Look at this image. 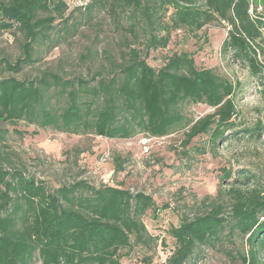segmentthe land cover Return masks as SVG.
<instances>
[{
	"label": "trees",
	"instance_id": "16d2710c",
	"mask_svg": "<svg viewBox=\"0 0 264 264\" xmlns=\"http://www.w3.org/2000/svg\"><path fill=\"white\" fill-rule=\"evenodd\" d=\"M95 5L130 9L135 20L144 21L148 36L142 47H130L121 61L110 64L107 75L99 71L89 78H64L44 70L23 79H0V121L110 139L140 133L158 139L183 130L182 146L210 134L216 147L236 127L234 97L240 83L198 67L186 51L170 55L156 68L148 62L149 51L166 47L173 30L196 33L218 20L228 27L223 51L263 78L264 0H80L76 9L91 11ZM69 10L68 0H0V33L13 30L23 39L20 57L0 60L5 70L18 73L33 65L35 44L49 37L57 18L67 22ZM161 10L164 16L172 10L168 21L159 16ZM186 103L214 111L193 119ZM263 130L264 122L258 121L243 131L261 137ZM5 133L0 130V142ZM124 161L116 158L118 170ZM231 177L232 170H225L222 179ZM242 177L248 185L258 176L247 170ZM235 181L215 197L207 196L203 212L181 213L178 224L170 226L175 246L166 264H196L198 248L219 242L226 230L247 246L238 251L236 264H264V186L257 181L243 188ZM168 207L146 192L111 183L95 186L85 179L50 189L44 180L0 165V264H35L36 256L41 264H122V249L156 247L160 236L151 234L142 218L148 211L157 217ZM228 255L236 258L232 251ZM145 261L149 264L150 256Z\"/></svg>",
	"mask_w": 264,
	"mask_h": 264
},
{
	"label": "rangeland",
	"instance_id": "374dc122",
	"mask_svg": "<svg viewBox=\"0 0 264 264\" xmlns=\"http://www.w3.org/2000/svg\"><path fill=\"white\" fill-rule=\"evenodd\" d=\"M79 2L68 0L70 10L65 14L68 21L57 18L49 37L35 44L33 65H25L22 71L13 73L0 62V79L10 76L23 79L44 70L55 71L64 78H89L99 71L107 75L112 62L121 61L130 47H142L145 43L146 23L135 20L130 9L95 5L87 11L76 9ZM171 12L164 16L161 10L159 16L166 22ZM227 29L218 20L196 33L176 29L166 47L151 49L148 55V62L158 68L170 55L186 51L193 54L198 67L211 68L240 83L234 97L236 127L216 147L210 134L199 135L187 147L182 146L183 130L158 139L144 137V133L129 139H110L93 133L43 129L26 121H0V130L6 131L0 142V165L21 169L28 176L44 180L50 189L85 179L95 186L111 183L132 192L143 191L151 194L159 206L169 204L157 217L148 211L142 218L149 232L160 236L155 248L147 250L137 245L121 250L122 264H147L145 256H150L149 264H166L175 246L168 229L178 224L181 213L193 216L203 212L206 208L202 201L207 196L215 197L234 180L236 186L243 188L252 187L257 181L264 186V130L261 137L243 131L254 128L258 121L264 122V77L251 75L246 63L232 60L223 51ZM22 42L18 32L0 33V60L14 62L22 55ZM184 109L193 119L214 111L193 103H186ZM196 147H204L205 153L198 152ZM118 156L125 160L122 170L115 164ZM227 169L232 170V177L224 180ZM247 170L258 176L248 185L243 184L242 177ZM227 231L219 242L198 248L196 264L238 262V251L243 245L247 248L245 240L236 234L230 237ZM229 251L235 259L229 257ZM35 264H41L38 256Z\"/></svg>",
	"mask_w": 264,
	"mask_h": 264
},
{
	"label": "built area",
	"instance_id": "2783aa9c",
	"mask_svg": "<svg viewBox=\"0 0 264 264\" xmlns=\"http://www.w3.org/2000/svg\"><path fill=\"white\" fill-rule=\"evenodd\" d=\"M256 7H257L258 10H261L262 9V4L258 3V5H256ZM253 8H254V5L251 6V9H250L251 12H253Z\"/></svg>",
	"mask_w": 264,
	"mask_h": 264
}]
</instances>
